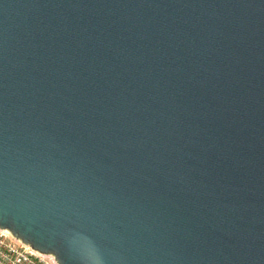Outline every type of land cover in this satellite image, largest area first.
I'll list each match as a JSON object with an SVG mask.
<instances>
[{
  "label": "water",
  "instance_id": "95a60500",
  "mask_svg": "<svg viewBox=\"0 0 264 264\" xmlns=\"http://www.w3.org/2000/svg\"><path fill=\"white\" fill-rule=\"evenodd\" d=\"M0 233L264 264V0H0Z\"/></svg>",
  "mask_w": 264,
  "mask_h": 264
},
{
  "label": "built area",
  "instance_id": "2783aa9c",
  "mask_svg": "<svg viewBox=\"0 0 264 264\" xmlns=\"http://www.w3.org/2000/svg\"><path fill=\"white\" fill-rule=\"evenodd\" d=\"M0 264H55L38 251L0 233Z\"/></svg>",
  "mask_w": 264,
  "mask_h": 264
}]
</instances>
